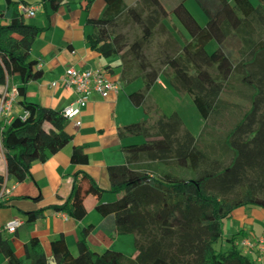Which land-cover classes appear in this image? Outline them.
Masks as SVG:
<instances>
[{
    "label": "trees",
    "instance_id": "1",
    "mask_svg": "<svg viewBox=\"0 0 264 264\" xmlns=\"http://www.w3.org/2000/svg\"><path fill=\"white\" fill-rule=\"evenodd\" d=\"M94 0H89V10ZM100 18H88L94 28L88 37L90 48L104 58L119 57L121 80L126 84L141 79L145 87L130 94L137 107H144L148 119L119 128L120 138L141 137L144 141L122 148L126 163L108 167L110 189H102L85 172L74 175L70 197L38 211L24 213L28 223L44 216L46 210L67 213L76 220L87 216L85 200L94 197L102 217L114 216L116 235L134 237L138 252L130 257L107 250L99 254L87 243L92 227L82 230L75 254L64 236L50 244L47 257L40 240L25 245L28 264H256L237 246L243 233L228 239L226 252L216 244L223 236L222 224L235 210H264V0H195L208 18L201 26L181 1L172 10L160 0H140L128 7L124 0H103ZM21 0H7L0 12V86L18 85L19 104L29 112L4 125L0 152L6 174L0 173V194L7 183H22L31 177L34 162H45L73 140L66 131L69 120L63 111L42 107L26 100L27 86L42 78L32 47L46 29L26 22ZM52 10L66 0H40ZM175 16L191 37L181 46L164 24ZM120 22L141 28V35L129 42L115 32ZM156 33L167 37L160 52V68L145 54ZM218 48L208 53L212 42ZM234 45L235 52L228 50ZM163 68V69H162ZM163 75L180 94H188L204 125L195 136L178 112L164 113L151 103L150 92ZM249 92L250 108L223 137L209 133V122L229 108L222 98L232 82ZM2 95H0L1 98ZM156 116V117H154ZM203 144V147L201 146ZM74 164H86L84 148L76 146ZM115 195L102 202L105 194ZM5 203L0 202V206ZM8 264H23L10 240L0 232V256Z\"/></svg>",
    "mask_w": 264,
    "mask_h": 264
},
{
    "label": "crops",
    "instance_id": "2",
    "mask_svg": "<svg viewBox=\"0 0 264 264\" xmlns=\"http://www.w3.org/2000/svg\"><path fill=\"white\" fill-rule=\"evenodd\" d=\"M21 1L37 7L34 16L25 17L26 22L46 29L32 47V58L38 61V69L43 72V76L28 84L26 92L28 102L59 111L73 104L76 94L61 84V79L69 68L77 70L104 68L110 72L111 79L118 81L120 86L117 93L106 97L97 93L92 94L81 115L70 120L66 128V131L73 135L72 142L60 152L50 156L47 161L34 162L31 177L26 181L18 183L12 180L7 183L6 189L10 192L0 201L5 203L4 206H0V228L13 220L23 222L15 233L3 232L23 264H28L25 245L33 237L40 240L49 258H51L50 244L60 236L65 237L68 246L76 254L77 242L82 237V230L90 226L92 229L87 237V243L94 252L102 254L107 250H114L136 257L138 252L134 246V237L116 235L114 216L102 217L96 211L99 202L92 196H88L85 200L87 216L83 220H76L67 213L49 209L36 222H27L24 213L38 211L68 199L73 191L74 175L78 172L87 173L102 189L109 190L111 184L108 167L125 164L126 155L122 148L144 141L141 137L134 136L120 138L119 128L149 117L144 107H137L130 100V94L144 89V82L138 79L131 84L124 83L121 80L120 58H104L90 48L88 37L93 33L94 28L87 20L102 16L106 8L103 0H94L89 10L86 8L89 0H66L68 4L57 11L52 10L49 4H40V0ZM124 1L128 7H135L140 0ZM181 1L183 0H160L168 10H172ZM184 1L198 23L206 26L208 18L196 1ZM228 1L233 4V0ZM251 2L253 3L252 0ZM6 8L7 0H0V12ZM164 24L181 46L185 41L191 40L188 32L174 16L166 19ZM217 48V43L212 41L206 50L212 53ZM9 84L17 85L13 82ZM4 89L5 86H0V95L3 94ZM150 95L152 101L164 113L178 112L185 121L182 113L171 107V101L179 97L189 101L188 94L175 91L165 76L159 77ZM24 110L18 101L15 113L18 115ZM192 133L197 137L199 131ZM76 146L84 148L89 157L88 163L71 162V155ZM0 173L6 174V163L2 152H0ZM114 199H116L115 195L107 193L103 196L102 202H111ZM256 216L264 218V210L248 211L246 207H242L234 211L229 221L235 220L242 227L243 233L238 237L236 246L256 264H264V255L257 248L248 249L243 245L246 239L264 236V229L261 231L256 227L258 220ZM0 264H8L2 255ZM49 264L55 262L51 260Z\"/></svg>",
    "mask_w": 264,
    "mask_h": 264
},
{
    "label": "rangeland",
    "instance_id": "3",
    "mask_svg": "<svg viewBox=\"0 0 264 264\" xmlns=\"http://www.w3.org/2000/svg\"><path fill=\"white\" fill-rule=\"evenodd\" d=\"M252 1L255 5L258 2V0ZM175 19L177 18L175 17ZM177 21L179 22L178 19ZM115 32L125 35L131 43L137 36L139 37L141 35V28L136 25H125L124 22H120L118 26L115 27ZM166 39L167 37L165 35L156 33L151 42L145 47V54L155 67H161L159 63V57L160 52L163 50V45ZM228 50L236 53L235 47L232 44L228 47ZM112 58L116 59V57ZM232 86L234 88L229 89L222 96V98L229 104V108L225 110L220 116L213 118L209 122L210 129L208 132L212 133V135L216 137H223L226 132L230 130L238 120H240L243 113L250 108L249 92L247 89L237 81H233ZM188 99L191 103L188 100L182 99L181 97H179V99H173L171 101V107L182 113L186 127L188 126L187 128L192 132H196L198 130L199 136L203 126V121L190 95H188ZM150 102L154 103L152 100ZM201 146L203 147V144H201ZM246 209H248V211L251 209L262 211L261 208L246 207ZM256 218L258 219L256 227L262 231L264 229V218L261 216H256ZM222 229L223 236L216 244V247L218 250L226 252L230 246L228 239L233 235L238 234L242 230V227H240V225H238L237 221L235 220H225L222 224Z\"/></svg>",
    "mask_w": 264,
    "mask_h": 264
},
{
    "label": "built area",
    "instance_id": "4",
    "mask_svg": "<svg viewBox=\"0 0 264 264\" xmlns=\"http://www.w3.org/2000/svg\"><path fill=\"white\" fill-rule=\"evenodd\" d=\"M21 11L26 16H34L37 12L36 6H20ZM61 84L72 90L76 94V100L73 104L63 110L64 116L70 121L80 116L83 108L87 105L92 94L97 93L106 97L119 90V82L113 81L110 72L104 68L77 70L75 68L67 69L65 75L61 79ZM20 99L18 85H5L4 92L0 98V145L2 141V133L4 125L11 123L15 117L25 119L29 112L24 110L21 114L15 113V107ZM10 191L6 189L0 194V201L5 194ZM23 225L22 221L13 220L8 222L0 232L13 234ZM248 249L257 248L264 255V236L260 238L246 239L243 241Z\"/></svg>",
    "mask_w": 264,
    "mask_h": 264
}]
</instances>
